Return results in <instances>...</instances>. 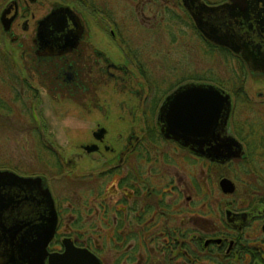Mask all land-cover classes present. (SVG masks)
<instances>
[{
	"label": "flooded vegetation",
	"instance_id": "flooded-vegetation-1",
	"mask_svg": "<svg viewBox=\"0 0 264 264\" xmlns=\"http://www.w3.org/2000/svg\"><path fill=\"white\" fill-rule=\"evenodd\" d=\"M14 1L16 15L9 29L0 31L8 39L1 52L21 63L19 73L27 94L42 89L48 100L68 105L72 112L69 153L47 148L60 165L56 180L71 184L57 181L54 188L45 177L56 213L47 252L62 253L64 244L71 243L102 264H264V203L249 193L250 181L242 193L237 182L245 176V162L213 161L162 135L159 107L189 80L160 90L159 80L168 76L153 70L160 64L155 52L159 42L138 44L125 34L126 28L140 27L155 35L161 27L169 31L182 25L201 45L226 49L245 63L240 54L208 40L197 28L192 11H200L204 21L217 18L219 22L226 15L224 20L237 22L241 34L255 29L248 36L242 34L244 38L261 41L264 0L241 4L247 18L239 16V4L234 18L225 10L215 15L199 6L202 2L218 7L231 4L230 0ZM62 7L75 17L68 28L77 40L69 49L52 53L61 44L57 39L62 32L48 34L49 41L42 45L37 27ZM176 42L173 38L171 46ZM34 108L31 105L30 113L40 129L45 120ZM229 131L237 137L232 126ZM223 178L234 184L232 193L222 191ZM13 216L11 211L6 213L3 228L13 227Z\"/></svg>",
	"mask_w": 264,
	"mask_h": 264
},
{
	"label": "water",
	"instance_id": "water-1",
	"mask_svg": "<svg viewBox=\"0 0 264 264\" xmlns=\"http://www.w3.org/2000/svg\"><path fill=\"white\" fill-rule=\"evenodd\" d=\"M187 1L197 0H183L185 4ZM230 1L231 4L218 7H209L202 2L199 6L202 11L215 15L225 10L230 18H234V9L239 4V16L246 17L241 4L247 0ZM72 14L62 7L39 21L37 39L40 44L49 41L48 34L62 32V37L57 39H61V44L52 53L69 49L77 40L69 29L75 20ZM15 15L16 2L12 0L0 13L3 29H9ZM192 15L197 28L208 40L240 54L252 74H264V40L242 35L248 36L247 33H254L255 29L241 34L237 22L224 20L226 15L224 19L220 17L219 22L217 18L204 21L200 11H192ZM49 48L54 49L52 45ZM231 110L232 98L225 89L212 83L188 82L165 97L158 110L157 122L165 138L176 140L210 160L224 163L245 155L243 144L229 131ZM219 184L225 193L234 191V184L227 178L221 179ZM9 211L14 215L11 218L13 227L6 229L3 221ZM55 226L54 202L44 177L23 176L0 169V264H45L46 257L48 264H102L94 254L71 243L64 244L62 253H48L47 245L53 238ZM6 232L8 236L1 235Z\"/></svg>",
	"mask_w": 264,
	"mask_h": 264
},
{
	"label": "rangeland",
	"instance_id": "rangeland-1",
	"mask_svg": "<svg viewBox=\"0 0 264 264\" xmlns=\"http://www.w3.org/2000/svg\"><path fill=\"white\" fill-rule=\"evenodd\" d=\"M6 1L0 0V12ZM126 3L129 8L128 1ZM34 10L36 13H40L38 6H35ZM181 23L184 22L181 20ZM188 30L189 28H184L182 25L179 28L171 27L170 32L163 30L161 27L155 35L140 27L135 29L126 28L125 30V32H128L125 33L128 35V39L134 43L159 42L155 52L158 53L160 64L159 68L153 70L157 73L166 72V76H168L166 80L164 78L159 80V82L162 81L159 86L160 90L169 88L173 84L183 81L182 79L203 82L216 78L225 82L231 74L229 71L238 69L237 60L231 54L210 47L205 43L202 44L205 47H202L199 39L194 36V33H188ZM173 38L177 42L171 46L170 41ZM7 40L0 32V52L3 43H6ZM8 55L7 57L11 60V56ZM17 57L20 56L17 55ZM4 61L5 57L1 58L0 56V105L3 102L7 108V111L0 109V165H7L9 167L6 169L21 175H43L47 180H52L51 185L56 188V183L59 182L70 186L71 184L68 182L64 183L62 181L63 178L56 180L60 165L59 162L57 164L53 160L47 148L69 153V148L72 145H69L67 140L73 132L70 119L72 112L69 110L68 105H60L58 102L48 100L45 94L41 92L42 89L37 88V82H32L40 90L37 94H24L22 82L26 83V81L21 79L19 73L21 72V63L12 60L13 63L9 62L8 65ZM242 78L245 94L254 104L252 106L244 104L245 109H242V118L254 117L264 125V77L252 76L246 68ZM19 89V93L22 95L21 101L24 99L26 109L23 108L20 101H13L16 98L15 93ZM31 105L35 107V114L41 120H45L44 127L41 126L42 128H40L41 131L38 128L36 129L30 110L29 113H26L27 107L31 109ZM244 165L247 166V162ZM250 168L257 171L251 174L253 176L260 172L264 174V157L257 159V164H252ZM193 169L197 170L198 168L196 166ZM249 176L241 175L237 180L241 186V193L247 181H250L253 185L255 184L253 178Z\"/></svg>",
	"mask_w": 264,
	"mask_h": 264
},
{
	"label": "trees",
	"instance_id": "trees-1",
	"mask_svg": "<svg viewBox=\"0 0 264 264\" xmlns=\"http://www.w3.org/2000/svg\"><path fill=\"white\" fill-rule=\"evenodd\" d=\"M218 50L223 51L227 54H230L228 50L218 48ZM1 58L5 57V64L13 63L12 59L9 60L7 55L0 52ZM10 62V63H9ZM238 65V69H231L229 71L230 76L228 79L224 82L220 79H209L208 81L214 82L217 85L227 89L230 91L234 97V106L233 111L231 114V126L234 130L237 137L242 140L246 147H247V155L240 159L242 162H247V166L244 167V174L246 176H249L253 178L254 185L251 183L249 189V193L252 196H256L254 200H259V202L264 203V174L258 173L256 176H253L251 174L256 173V170H252L250 167H252V164H257V159L260 157H264V125L259 122L257 118L254 117H247L242 118L243 110L245 109L244 104L246 106L254 105L252 102L247 98L245 91L243 89V75L244 71L246 70V66L241 60L236 61ZM23 81V80H22ZM21 83V81H20ZM22 82V89L26 87V83ZM23 93L27 95V92L24 91ZM20 89L15 93L16 98H14L13 101L18 102L22 104L23 108L26 109V104L23 101H21V93H19ZM26 98H28L26 96ZM2 105V106H1ZM0 105V109L2 111H7V108L4 106L3 102ZM30 107H27L26 113H29ZM34 131H36L35 128H33ZM249 165V166H248ZM9 166H1L0 169H6ZM254 171V172H253Z\"/></svg>",
	"mask_w": 264,
	"mask_h": 264
}]
</instances>
